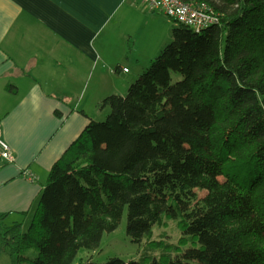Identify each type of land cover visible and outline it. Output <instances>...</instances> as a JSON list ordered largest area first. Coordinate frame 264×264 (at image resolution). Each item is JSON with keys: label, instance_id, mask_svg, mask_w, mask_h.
I'll return each instance as SVG.
<instances>
[{"label": "trees", "instance_id": "trees-1", "mask_svg": "<svg viewBox=\"0 0 264 264\" xmlns=\"http://www.w3.org/2000/svg\"><path fill=\"white\" fill-rule=\"evenodd\" d=\"M183 1L206 2L218 22L201 31L173 24L126 93L100 101L109 113L53 163L27 229L0 227L10 264H79L80 250H96L124 211L126 234L143 245L136 264H264V0ZM169 63L181 82L170 81ZM78 199L75 223L61 213ZM169 220L193 254L181 257L165 232L154 238Z\"/></svg>", "mask_w": 264, "mask_h": 264}, {"label": "crops", "instance_id": "crops-1", "mask_svg": "<svg viewBox=\"0 0 264 264\" xmlns=\"http://www.w3.org/2000/svg\"><path fill=\"white\" fill-rule=\"evenodd\" d=\"M155 14L144 0H0V136L16 156L0 158V227L27 229L53 163L133 81L126 62L136 76L146 67L138 47ZM164 22L149 60L172 38Z\"/></svg>", "mask_w": 264, "mask_h": 264}, {"label": "rangeland", "instance_id": "rangeland-1", "mask_svg": "<svg viewBox=\"0 0 264 264\" xmlns=\"http://www.w3.org/2000/svg\"><path fill=\"white\" fill-rule=\"evenodd\" d=\"M155 13L158 14L159 12H155ZM159 15L162 16V18H155L152 21L148 20L146 32H150V34L149 35L146 33L142 34L141 40H140V46L138 47L140 50H142L140 51L141 54L146 56L145 57V60H147L145 61L146 67L150 65L151 60L153 58L151 60H149L148 58L151 56V54L154 52V49H155V47H152V46L149 47L150 46L149 36H152L153 34L158 35L159 37H157L156 39H158V41L160 42L164 38L166 26H163V29L162 28L160 29L158 25H161V26L164 25L165 20L167 22L170 21L172 25L178 24L177 22H174V21L171 22V20L162 13H159ZM149 26L156 27V29L151 30ZM170 41H168V43ZM134 53H136V51H134L132 54ZM158 55L159 54L155 55V57ZM126 61H128V59H126ZM126 66L132 69L129 76L130 78L134 76L133 81L146 68L145 67L144 69H142V71H140V73H138V75L136 76L134 74L138 70V67H133L129 61L126 62ZM134 69L136 71H134ZM166 69L168 70L170 81L172 83H178L183 80L184 76L182 75V73H180L172 64L170 63L167 64ZM126 91L124 92L126 93ZM97 111L100 112V115H99V118L96 120L103 121L106 118L110 110L108 107L101 109L100 103H99L97 107ZM172 142L168 140L167 143L161 146H158L159 152L161 151L163 154H166L169 150H171L172 144H173ZM192 188L195 190V192L201 199H203L206 202L209 201L208 197L206 196L205 190L200 189L198 186L194 184H192ZM178 199L183 209L187 210L191 206L192 202L189 201L188 197L179 195ZM68 207L69 208L64 211L63 215L65 216L67 215V213H69L73 216V220H74L73 222L75 223L79 222L82 218L80 200L78 199V202L70 204V206ZM126 221H127L126 211H124V214H123V217H122V220L119 226L114 231L105 232L103 234L102 239L100 241V245L96 250H93V251H88L86 249L80 250L77 256V261H79V264H90L91 262L111 264L110 260L112 258H117L119 260L118 262L119 264L131 263V262H134L132 264H136L135 262L138 260V258L141 255L143 245L132 242L130 240V238L126 234ZM257 226L259 228L261 235L264 237V220L263 219L257 220ZM64 231L68 232L69 230L66 228L64 229ZM162 232H165L167 234L164 237V241H163L164 243H173V244L175 243L179 245L178 250L181 251V257H187L188 255H191L194 253L195 246L193 244H189V243L180 244L179 243V238L181 236V233L174 220H169L163 227L155 228L154 238L160 239L158 235H160ZM155 252L158 253V248H155ZM29 253H31V251H29ZM8 261H9L8 254L5 252L0 253V263L8 264Z\"/></svg>", "mask_w": 264, "mask_h": 264}, {"label": "built area", "instance_id": "built-area-1", "mask_svg": "<svg viewBox=\"0 0 264 264\" xmlns=\"http://www.w3.org/2000/svg\"><path fill=\"white\" fill-rule=\"evenodd\" d=\"M152 11L167 16L171 21L185 24L196 31H201L218 22V16L212 12L209 5L204 2H185L183 0H144ZM128 71L127 68H123ZM0 158L7 163H13L16 156L9 143L0 136ZM27 177L32 173L25 170ZM76 264V263H75Z\"/></svg>", "mask_w": 264, "mask_h": 264}]
</instances>
